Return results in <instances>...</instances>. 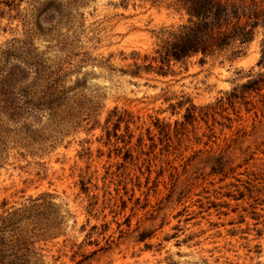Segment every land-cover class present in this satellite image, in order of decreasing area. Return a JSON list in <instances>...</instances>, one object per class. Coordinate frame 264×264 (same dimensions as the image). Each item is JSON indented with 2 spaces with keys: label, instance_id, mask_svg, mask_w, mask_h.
<instances>
[{
  "label": "rangeland",
  "instance_id": "1",
  "mask_svg": "<svg viewBox=\"0 0 264 264\" xmlns=\"http://www.w3.org/2000/svg\"><path fill=\"white\" fill-rule=\"evenodd\" d=\"M16 3L0 16V217L17 214L0 230L25 264H264V204L240 222L227 195L264 156V97L230 98L264 74L263 29L238 56L133 75L186 21L169 0Z\"/></svg>",
  "mask_w": 264,
  "mask_h": 264
},
{
  "label": "trees",
  "instance_id": "2",
  "mask_svg": "<svg viewBox=\"0 0 264 264\" xmlns=\"http://www.w3.org/2000/svg\"><path fill=\"white\" fill-rule=\"evenodd\" d=\"M167 6L176 12H182L186 16L185 23L178 25L174 30L166 31L152 56L140 57L138 53H134L135 61L130 74H138L143 70L167 76L173 73L172 66L175 63H182L195 55H201L202 58L212 56L229 48L233 49V56H238L242 54L244 46L253 39L257 28L264 31V0H169ZM3 7L17 10L16 0H0V16L5 12ZM260 54L258 64L264 66V38ZM137 60L141 63L138 64ZM263 89L264 74L258 72L253 79L235 86L230 98H237L240 94L243 96L244 93L252 91L264 97V94H259ZM261 153L264 155V151ZM253 154L242 161L245 170L239 175L244 178H235V182L229 185L231 191L227 194L231 199L247 204V207L240 211V222L247 214L259 220L261 216L256 214L255 209L264 204V156L256 159ZM208 160L213 164L212 172L226 175L225 169L229 164L227 155L218 154ZM16 214L8 212L0 217V222H10ZM257 224L262 227L255 232L261 236L264 233V220L258 221ZM0 234V264H25L31 252L30 246L12 235L7 242L3 230H0Z\"/></svg>",
  "mask_w": 264,
  "mask_h": 264
}]
</instances>
